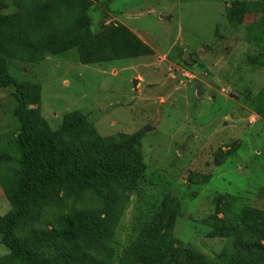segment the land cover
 <instances>
[{"label": "rangeland", "instance_id": "374dc122", "mask_svg": "<svg viewBox=\"0 0 264 264\" xmlns=\"http://www.w3.org/2000/svg\"><path fill=\"white\" fill-rule=\"evenodd\" d=\"M3 14L30 9L34 0H0ZM86 14L98 34L123 23L154 55L104 64H82L76 49L32 63L16 54L7 61L18 82L36 85L44 118L53 129L65 113L79 110L103 136L145 129L143 180L115 228L117 263L136 239L152 209L177 198L183 216L176 238L213 258L227 239L209 238L203 220L215 212L217 194L264 210V120L251 101L264 86V67L251 64L263 50L247 26L260 12L248 9L242 25L225 14L235 0H90ZM249 1V0H248ZM46 6L50 0H40ZM35 23L34 17L24 23ZM13 87L0 90V151H13L18 122ZM236 151L221 166L214 153ZM191 171L212 173L208 184L189 185ZM0 217L10 208L1 200ZM52 225L49 224V228ZM9 249L0 243V257Z\"/></svg>", "mask_w": 264, "mask_h": 264}, {"label": "trees", "instance_id": "16d2710c", "mask_svg": "<svg viewBox=\"0 0 264 264\" xmlns=\"http://www.w3.org/2000/svg\"><path fill=\"white\" fill-rule=\"evenodd\" d=\"M3 5L0 1V90L13 87L18 126L13 151H0L1 200L10 204L0 217V243L9 249L0 264H264V210L240 205L231 193L217 194L215 212L202 221L209 238L227 239L218 255L211 258L176 238L183 208L169 196L152 209L115 263V228L129 194L145 176L147 131L105 137L79 110L65 113L53 129L42 114L36 85L18 82L7 61L20 54L38 63L76 49L82 64H104L151 56L154 50L123 23H107L94 34L86 14L90 0H50L46 6L34 0L27 11L6 15ZM248 9L260 12L247 31L263 50L251 64L263 68L264 0H235L225 16L242 25ZM31 17L35 23L25 25ZM251 107L264 120V86ZM235 152H215V164ZM211 174L191 171L189 185L208 184Z\"/></svg>", "mask_w": 264, "mask_h": 264}]
</instances>
